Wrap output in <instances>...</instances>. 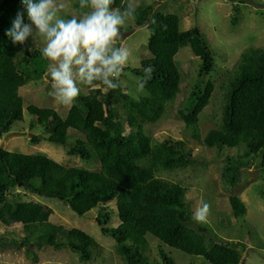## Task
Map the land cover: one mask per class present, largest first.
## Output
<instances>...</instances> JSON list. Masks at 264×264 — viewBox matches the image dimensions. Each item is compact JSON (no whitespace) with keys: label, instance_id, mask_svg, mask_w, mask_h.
I'll return each mask as SVG.
<instances>
[{"label":"trees","instance_id":"16d2710c","mask_svg":"<svg viewBox=\"0 0 264 264\" xmlns=\"http://www.w3.org/2000/svg\"><path fill=\"white\" fill-rule=\"evenodd\" d=\"M127 5L124 0H114L111 7L122 9ZM18 12H24L22 0H2L0 138L24 122L20 88L40 83L45 73L38 49L27 43L13 45L6 35ZM136 14L126 32L145 27L150 33V56L130 72L142 82L145 69H152L144 88L147 96L133 98L121 86L104 94L85 85L87 91L79 94L64 118L53 109L36 105L25 108L31 118L30 128H39L31 144L44 141L64 147L78 133L81 137H75L66 155L84 162L95 161L97 171L65 167L44 154L25 155L0 148V224L6 228L21 225L25 233L19 241L0 234V251L25 249L27 257L36 263L32 246L67 249L80 263L88 264L102 250L86 233L52 224L51 210L45 206L19 200L15 191L25 190L56 199L79 217L99 208L95 222L102 235L115 241L114 252L124 264H152L146 255L147 235L155 238L160 247L200 257L209 264L240 263L241 253L236 247L207 240V229L193 225L186 190L156 175L191 165L184 142L169 139L154 143L144 131V125L155 124L163 117L167 105L180 92L181 75L174 61L179 49L188 46L200 60L199 77L214 71L213 51L198 27L181 31L177 15L153 11L151 5L136 7ZM24 17L26 22V12ZM213 91L211 81L202 88L195 86L185 110L178 111V118L193 140H200L199 115L209 105ZM224 91L219 123L205 135L202 144L208 149H242L243 155L234 157L237 162L229 161L222 169L221 181L231 190L241 179L239 167L247 169L255 163L264 174V48L249 47L241 53ZM259 195L264 201V190H259ZM111 202L119 218L117 227L107 226L111 216L107 205ZM228 202L234 218L246 215V207L238 197L230 196ZM159 256L162 264H174L162 249Z\"/></svg>","mask_w":264,"mask_h":264},{"label":"rangeland","instance_id":"374dc122","mask_svg":"<svg viewBox=\"0 0 264 264\" xmlns=\"http://www.w3.org/2000/svg\"><path fill=\"white\" fill-rule=\"evenodd\" d=\"M1 2L2 0L0 4ZM124 2L131 3L135 7L151 5L153 11L177 15L181 31L198 27L204 34L213 51L214 71L206 77H199L200 60L192 54L188 46L179 49L174 61L181 75L180 92L175 100L167 105L163 117L155 124L144 125V131L154 143L169 139L184 142L191 156V165L171 172L160 171L156 175L159 179L178 184L186 190L185 198L193 225L204 226L207 229V240L216 243L223 241L236 247L241 253L239 264H264V201L259 195V190H264V174L256 168L255 163L247 169L239 167L242 171L241 179L230 190L221 181L222 169L229 161L237 162L234 157L243 155L242 149H208L202 144L205 135L219 123L224 101V86L236 70L241 53L249 47L264 48V0H124ZM57 3L65 5L59 13L64 19L89 11L87 8L79 7V0H57ZM234 18H236L235 22ZM130 26L132 22L128 20L121 27V34L117 39V46H123L129 51L128 63L120 76L119 84L125 94L139 98L147 96V93L137 91L140 79L130 70L139 68L141 61L150 56L147 49L150 33L145 27L128 33L126 29ZM27 45L41 52L45 42L40 40L32 43L29 38ZM49 63L43 58L41 67L46 73L40 83L20 88L19 95L24 101V122L13 127L9 134L0 138V148L25 155L44 154L65 167L97 171L98 164L95 161L84 162L66 155L75 137L80 136L78 133H75V137L68 140L64 147L44 141L37 145L30 143L31 137L39 134V128H30L31 118L25 112L28 105L53 109L62 118L70 108L59 104L49 95L52 91L48 75ZM207 81L213 82L214 91L209 105L199 115L200 140L197 141L192 139L184 123L178 118V111L185 110L192 89L195 86L204 87ZM78 87L81 89L80 94L88 89L83 84ZM15 193L21 201L39 203L51 210L49 221L52 224L60 225L65 229H78L96 241L102 250L88 264H124L114 252L115 241L109 236L102 235L95 222L99 208L92 210L86 216L79 217L56 199L33 195L25 190H16ZM230 196H236L244 203L247 211L243 218L233 217L228 202ZM202 202L210 205L209 214L207 222L197 223L193 219V214L197 207L202 206ZM107 207L111 212L107 226L117 227L119 218L115 211V203L111 202ZM0 234L16 241L25 235L21 225L6 228L1 224ZM146 239L148 242L146 255L152 264H162L160 249L172 259L174 264H209L200 257L186 255L164 245L162 248L158 241L149 235ZM31 248H34L37 256L36 263L27 257L25 249L11 248L0 251V264H82L78 257L67 249L56 251L48 247L37 249L32 246Z\"/></svg>","mask_w":264,"mask_h":264},{"label":"clouds","instance_id":"9594fccd","mask_svg":"<svg viewBox=\"0 0 264 264\" xmlns=\"http://www.w3.org/2000/svg\"><path fill=\"white\" fill-rule=\"evenodd\" d=\"M22 3L27 22L24 12H18L6 35L13 45L24 46L29 38L32 43L45 42L41 55L50 62L49 95L59 104L71 106L80 94V84L104 94L120 86L129 51L117 46V39L121 27L136 19L134 5L129 3L121 9L111 7L114 0H79V7L89 11L64 19L59 13L65 5L57 0H22ZM151 72V68L145 69L146 76L138 84V92L144 91ZM209 209L210 205L202 202L193 219L197 223L207 222Z\"/></svg>","mask_w":264,"mask_h":264}]
</instances>
